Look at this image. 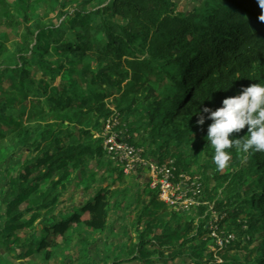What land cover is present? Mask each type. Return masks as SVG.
Wrapping results in <instances>:
<instances>
[{
    "label": "trees",
    "instance_id": "trees-1",
    "mask_svg": "<svg viewBox=\"0 0 264 264\" xmlns=\"http://www.w3.org/2000/svg\"><path fill=\"white\" fill-rule=\"evenodd\" d=\"M92 1L19 0L9 6L0 0V93L9 95L0 97V179L6 164L18 167L23 162L18 175L5 177L0 185V249L16 259L39 253L48 259V248L55 246L50 236L61 237L83 223L105 236V242L101 238L97 243L106 251L103 264H167L177 258L190 264H264V152L228 149L227 168H219L206 139L211 121L196 124L203 107L214 110L242 86L264 82V23L257 19L261 9L256 0H211L190 14L177 12L175 0H100L98 5L106 3L104 7L60 11ZM50 5L58 18L65 17L57 26L44 20L47 12L39 14ZM20 28V42L2 34ZM90 63L96 64V72L88 70ZM62 72L69 80L57 83L56 75ZM152 79L171 86L155 93ZM16 94L17 103L10 98ZM109 96L116 98L120 128L131 145L139 146L134 124L148 127L141 144L149 149L150 160L167 165L172 160L175 179L184 175L200 183L202 204L192 208L195 213L187 212L183 225L160 220L167 208L137 175L144 167L130 173L148 199L130 225L122 228L119 216L113 219L111 210L117 208L109 205L117 195L110 187H100L86 202L77 200L67 218L54 215L72 172L84 173L91 160H105L103 140L93 135L101 133L102 122L112 113L105 102ZM16 104L19 109H13ZM86 124L96 131L84 129ZM246 134L247 126L230 138ZM195 153L202 154L201 161ZM109 175H116L114 184L125 185L119 168ZM23 205L26 209L20 211ZM41 210L44 218L55 216L43 229L46 236L36 244L33 231L22 245L18 233L33 230ZM28 213L32 217L24 221ZM212 213L217 214L218 231L235 236L213 253L207 248L213 244ZM152 232L153 240H147ZM122 234L126 241L117 240ZM78 242L89 243L85 235ZM159 252L172 257L156 256Z\"/></svg>",
    "mask_w": 264,
    "mask_h": 264
},
{
    "label": "rangeland",
    "instance_id": "rangeland-1",
    "mask_svg": "<svg viewBox=\"0 0 264 264\" xmlns=\"http://www.w3.org/2000/svg\"><path fill=\"white\" fill-rule=\"evenodd\" d=\"M6 1L8 2L9 6H13L19 0H6ZM99 1L100 0H93L89 4H86L80 7L73 6L72 9L70 10H68L67 8H64L60 11L72 12L74 9L80 10V9H83V7H85L84 10H86L87 8H90V7L99 6L98 5ZM175 2H176L177 12L190 14L192 12L203 10L211 2V0H175ZM105 5L106 3H104L103 5L99 7H104ZM52 8H54V6L52 5H50L49 8L47 9L41 8V10L39 11V14L43 15L45 12H47L46 18L44 20H51V22L55 26H57L59 25L61 21L65 19V17H62L61 19L58 18L56 16L57 12H52ZM31 23L32 21L29 22V25ZM2 34L3 36H5V38H9V40H15V41L20 42L21 36L19 35L22 34V29L21 28L12 29V30L7 29L6 32L3 31ZM7 58L9 59V62H12V59H10L9 57ZM88 70L92 72H96L97 71L96 64L90 63L88 65ZM56 76H57V83H62L63 81L69 80V75L66 74V72H62L59 76L58 75ZM151 84L153 85L152 87H153L154 92L158 94H161L165 89H168L171 86V83L169 81H164L163 83H161L157 79H152L150 85ZM7 92H11L10 88H7ZM0 97L8 98L9 95L5 93H0ZM10 98L16 101L17 103L18 101L17 94L10 96ZM115 99H116L115 96H109L105 100V102L109 104V107L111 110L119 111L118 103L115 102ZM26 106L31 107L32 104L27 103ZM13 109H19V106H17L16 104V106ZM141 123L143 124L144 122H141ZM83 128L86 130L91 129L92 131H96V128H93V126L89 124L84 125ZM133 129H138V131L133 135L134 139L137 141L139 145L137 148L142 149L143 151L142 155L143 153L146 152L148 156L149 149L146 146L142 147L141 138L146 135V132L147 130H149V128L147 127L146 129V126L144 125L134 124ZM102 134L103 133L101 131V133H98L93 136L94 138L98 137L101 140H103L101 137H99V135H102ZM126 155L129 158H132L135 156L134 153H129L128 151L126 152ZM137 155H139L138 152H137ZM194 155L197 160L199 161L202 160L201 158L202 154L195 153ZM30 157L31 155L28 153L27 158L30 159ZM154 157H157V155ZM146 159L150 160L151 158L146 157ZM2 161H4L3 158H2ZM106 161L107 160L105 159L104 162L102 160L98 163L96 160H91L89 162V166L87 167L84 173H82L81 171L72 172L71 177L69 178L68 182L64 184V188L60 191V192H63L62 195L64 196L58 197V203L55 207V213H54L56 217L59 218L61 216L63 219L67 218L71 213L75 212L73 205L75 204L77 200L86 202L89 200L88 197L86 196L91 195L93 197L97 189H99L100 187H106V188L110 187L109 190L115 192L117 195V197L114 198V200L109 205V207L116 206L117 209L116 211L111 210V212L112 213L114 212L113 215L119 216V222L122 228L125 227V225L131 224L132 220L139 214L138 213L139 210L146 205L147 200H148L147 195L143 193L142 189L138 187V185H141V183L138 181L135 182V179L133 178V174H129L127 176L125 175V185L122 186L116 183L114 184L113 181H115L116 175L110 176L109 172L113 168H116L117 164L115 163L113 159L110 160V164H107ZM22 163L23 162H21L18 167H14L10 164L9 165L6 164L5 166H7L8 169H7V172L4 173L5 176L0 179V185L3 184V180L5 179V177L7 178V180H10L11 177H15L16 175H18V170ZM225 168L227 167L225 166L224 169ZM193 170H196V167H194ZM137 175L140 177V179L143 178L144 181L146 180L145 176H142L139 173ZM195 175L198 176V174H195ZM81 191H83L84 193L83 195ZM224 197L225 195H221L222 199ZM0 208L2 209L0 214H3L4 207L2 204H0ZM25 209H26V205H23L20 207V211H24ZM61 211L63 213H60ZM195 212L196 211L192 209L188 213L193 214ZM36 213H40L41 216L34 223L33 230L25 229L18 233V236L21 237L20 243H22V245L26 243L25 242L26 238L33 231L35 232L32 237L35 243L37 244L41 240V238L46 236L45 232L43 231L45 225L51 224L55 217V216H50V217L44 218L42 216L45 213L44 210L38 211ZM59 214H62V215H59ZM212 214L214 216H217L216 213H212ZM31 215H32L31 213L26 214L23 217V220L29 221L32 217ZM188 216L190 215L187 213L175 212L171 210L170 208H167L165 213L161 214L159 218L163 222V224H168L170 226H176L179 224L183 225L185 221L187 220ZM81 217L82 219H87L88 215L81 214ZM113 219L117 220V216L113 217ZM215 219L217 220L216 217H213V221ZM227 229L231 230V228H227ZM142 230H143V226H141V231ZM129 231L127 232L128 237L130 236V239L134 238L133 234H131ZM219 233H228V230H223ZM84 235L87 236V240L89 242L88 244H84V243L80 244L78 242L80 237ZM114 235L115 234H113L112 237H114ZM127 235L125 234L119 235L117 237V240H120L122 242L126 241L128 238ZM154 236L155 234L153 232L151 234L149 233L146 236V239L153 240ZM101 238L105 242V239H104L105 236L95 234L92 231H90V229H86L83 223L78 224V225H73V227L67 230L65 234L61 237H55L53 235L50 236L49 239L51 242L55 243L54 244L55 246H53L52 248L51 247L48 248V252L50 254V257L48 259H46L45 256L41 255L40 253L30 256L29 258H26V259H16L15 256L8 255L1 248L0 249V264H103L102 263L103 256L106 254V251L104 250V247L102 246V242L97 244L99 241H101ZM130 243L134 244L135 241H131ZM211 245H212V242L208 244L207 248L209 251L213 253ZM23 251H26V249L24 248ZM156 256H163L164 258H171L172 253L159 252ZM214 259L220 261V256L219 257L214 256ZM67 261H70V263H67ZM133 264H141V262L138 261ZM157 264H164V263H157ZM167 264H190V262H188L185 258H181V259L177 258L176 260L167 261Z\"/></svg>",
    "mask_w": 264,
    "mask_h": 264
},
{
    "label": "clouds",
    "instance_id": "clouds-1",
    "mask_svg": "<svg viewBox=\"0 0 264 264\" xmlns=\"http://www.w3.org/2000/svg\"><path fill=\"white\" fill-rule=\"evenodd\" d=\"M256 3L261 9L257 19L264 23V0H256ZM196 115L198 116L196 120L198 126L204 125L205 120L211 121L206 128V139L214 150L212 160L217 167H225L230 160L231 153L227 151L228 149L235 148L242 152H249L250 150L252 152H264V82L252 83L247 87L242 86L236 95L224 98L220 107L214 110L210 107H203ZM120 125L122 127L121 123ZM245 126H247V134L243 138L234 136L230 138L231 134L239 133ZM99 137L103 139L104 145V138L101 135ZM106 158L109 157L106 156L104 159ZM166 208L169 207L166 206ZM187 212L189 211H184V213ZM213 217L217 218V216ZM220 217L222 216H218V218ZM215 251L217 249L213 252Z\"/></svg>",
    "mask_w": 264,
    "mask_h": 264
},
{
    "label": "built area",
    "instance_id": "built-area-1",
    "mask_svg": "<svg viewBox=\"0 0 264 264\" xmlns=\"http://www.w3.org/2000/svg\"><path fill=\"white\" fill-rule=\"evenodd\" d=\"M120 127L119 113L113 111L103 122L101 136L104 138L106 154H109L107 156L115 161L124 175H129L138 167H144L141 175L145 176L149 189L155 190L158 193V200L173 210L190 211L191 208L202 204L200 202L201 185L197 179L191 181L184 175L175 179L174 168L170 166L172 160L169 165L166 161L146 160L142 157V149L131 145L130 136ZM127 151L134 153L135 156L129 158L126 155ZM216 221L215 219L209 223V236L213 241V251L224 248L235 239L233 234L219 233Z\"/></svg>",
    "mask_w": 264,
    "mask_h": 264
},
{
    "label": "crops",
    "instance_id": "crops-1",
    "mask_svg": "<svg viewBox=\"0 0 264 264\" xmlns=\"http://www.w3.org/2000/svg\"><path fill=\"white\" fill-rule=\"evenodd\" d=\"M139 178H140V177H139ZM90 192H91V191H90ZM83 194H84V193H83ZM83 194H82V195H83ZM86 197H88L89 200L92 198L91 195H90V196L88 195V196H86ZM80 200H81V199H80ZM78 201H79V200H78ZM80 202H84V201H80ZM187 261H188V260H187ZM136 262H138V261H136ZM188 262H189V261H188ZM134 263H135V262H134ZM126 264H128V263H126ZM130 264H133V263H130Z\"/></svg>",
    "mask_w": 264,
    "mask_h": 264
}]
</instances>
